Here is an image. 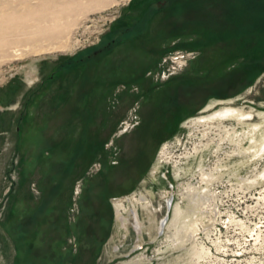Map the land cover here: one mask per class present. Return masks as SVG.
Returning a JSON list of instances; mask_svg holds the SVG:
<instances>
[{
	"label": "rangeland",
	"instance_id": "obj_1",
	"mask_svg": "<svg viewBox=\"0 0 264 264\" xmlns=\"http://www.w3.org/2000/svg\"><path fill=\"white\" fill-rule=\"evenodd\" d=\"M147 3L0 0V264H264V182L244 181L264 170V69L244 70L264 0ZM223 107L252 117L196 122ZM204 171L217 213L181 244L168 200L188 211Z\"/></svg>",
	"mask_w": 264,
	"mask_h": 264
},
{
	"label": "bare ground",
	"instance_id": "obj_2",
	"mask_svg": "<svg viewBox=\"0 0 264 264\" xmlns=\"http://www.w3.org/2000/svg\"><path fill=\"white\" fill-rule=\"evenodd\" d=\"M99 1V0H98ZM121 0H110V3L112 4H118ZM123 1V0H122ZM109 4V3H108ZM107 4V5H108ZM63 12H66L69 14L70 8L66 7L62 9ZM40 17L45 16L46 13H38L36 10H27V12H23L21 14L16 15L11 20H7L5 23L6 25L14 24L17 28L26 27L30 21L35 19V16L38 15ZM4 25V26H6ZM42 28V27H41ZM40 28V29H41ZM56 27H51L49 29H42L40 32L44 35H53L56 31ZM39 35V34H38ZM237 117L241 120H249L251 115H245L243 113L238 114V109L234 107H223L221 109L216 110L214 113L208 116L199 117L196 119V122L198 124H201L203 122H206L208 120L210 121H227L230 120L232 117ZM237 135V134H236ZM233 136V140L236 142H239L236 138L237 136ZM254 141V140H253ZM252 155H250L251 160H258L264 155V138L261 142H255V146L252 150ZM214 172V171H213ZM203 172L202 174V182L205 183L206 186H204L201 190H198L195 186L189 187V192L187 194L188 199L190 200L191 208L186 210H181V206L179 203H176L173 205L172 199L168 200V206L171 209L172 206H174V214L171 221V226L177 227L176 232L172 235V237L175 238V241L181 242V244H185L189 240H195L196 231H199L202 229H207L209 227L205 226L204 218L207 217L206 213L208 210L214 211L217 213L215 208V202L217 199V194L210 191L209 185L212 184V182L218 178V176L215 175V172ZM245 183L249 185L256 186L262 182H264V170L260 171L259 173H256L253 177L247 178L244 180ZM132 213L135 218V227L137 228L138 233H141L142 231V223L139 220V216L136 210H132ZM120 220L122 221V224L125 226V221L127 217L120 215ZM168 219H170V215L163 219L158 224V229L162 233L164 227L166 224H168ZM178 226H181L178 228Z\"/></svg>",
	"mask_w": 264,
	"mask_h": 264
},
{
	"label": "trees",
	"instance_id": "obj_3",
	"mask_svg": "<svg viewBox=\"0 0 264 264\" xmlns=\"http://www.w3.org/2000/svg\"><path fill=\"white\" fill-rule=\"evenodd\" d=\"M153 1L154 0H152V1L148 0V3L145 5V8L146 9H144L142 13H145V14L150 15V16L151 15H155L157 13V8H155L154 5H152L153 4ZM175 1L176 2H179L181 0H175ZM257 1L258 0H239L238 5H235V6L232 5L231 7H228L227 8L228 10H227L226 13H227L228 16H230L231 14H233V11H235V14L242 15V13L248 11L249 9H251V7H253V2H257ZM262 2H263V0H262ZM214 3H218L219 4L221 2H214ZM199 6H200V4H199ZM236 6L237 7L239 6V7L236 8ZM255 14H258V15H256V17L255 16L253 17L254 22L256 24L257 23H259V24L264 23V18H263L264 17V10H263L262 14L257 13V11H255ZM221 20H222V18H221ZM200 23H202V22L200 21ZM196 25H197V27L198 26H201V27H204L205 26L203 24H198V23ZM201 27H199V28H201ZM205 27H207V26H205ZM211 29H213V28H210V30ZM261 31L264 32V29L261 30ZM206 32L208 34L209 31H207V29H206L205 33ZM262 35H263V33H262ZM210 38L212 39V38H217V37H214L213 35L212 36L210 35V36H208V39H210ZM258 45H259V42H257L256 46H258ZM245 55L250 60V62L248 64L246 63L244 65V68H245L244 70H248L249 72L252 71V70H254L255 72H257V71L258 72L263 71V69H264V61L262 59L264 57V48L261 49V50H252L251 52L248 51ZM232 57H234V56L232 55ZM110 208H111V210H113L112 207H110Z\"/></svg>",
	"mask_w": 264,
	"mask_h": 264
},
{
	"label": "built area",
	"instance_id": "obj_4",
	"mask_svg": "<svg viewBox=\"0 0 264 264\" xmlns=\"http://www.w3.org/2000/svg\"><path fill=\"white\" fill-rule=\"evenodd\" d=\"M179 56H176L175 58L176 59H179L180 61H181V64H185V60H184V62H183V59H184V56L185 55H180V54H178ZM225 203V202H224ZM223 203V204H224ZM220 207V209H218V213H219V211H220V215H218L217 216V218L218 219H220L221 220V222H222V227L224 228V229H233V230H237L238 228H239V225L237 224V222L238 221H236V217H238V215H236L235 213L233 214L232 213V211L231 212H229L230 213V216L229 215H226V218L224 219L223 217L225 216L224 215V213H223V211H222V208H224L223 206H219ZM233 214V215H232ZM224 215V216H223ZM220 230H221V228H219ZM227 240H229V238L227 239ZM224 244H225V242H224ZM226 249H231V248H229V247H226ZM232 250V249H231Z\"/></svg>",
	"mask_w": 264,
	"mask_h": 264
}]
</instances>
